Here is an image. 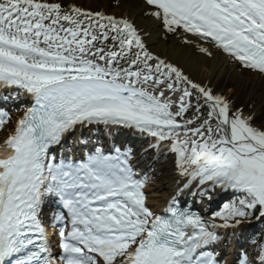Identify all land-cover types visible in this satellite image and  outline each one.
Wrapping results in <instances>:
<instances>
[{"label":"snow or ice","instance_id":"snow-or-ice-1","mask_svg":"<svg viewBox=\"0 0 264 264\" xmlns=\"http://www.w3.org/2000/svg\"><path fill=\"white\" fill-rule=\"evenodd\" d=\"M135 4L0 0V264H264V92L246 110L157 47L264 81V0Z\"/></svg>","mask_w":264,"mask_h":264},{"label":"bare ground","instance_id":"bare-ground-1","mask_svg":"<svg viewBox=\"0 0 264 264\" xmlns=\"http://www.w3.org/2000/svg\"><path fill=\"white\" fill-rule=\"evenodd\" d=\"M126 7H129L131 11L136 12L137 6H133L130 4H126ZM123 9L117 10L122 11ZM155 38V37H154ZM157 47L158 50L162 53H167L170 55L173 59L179 58L181 62L183 63L185 60H187V68L188 70L196 75L200 79H204L206 82L208 80L211 81L212 86L216 88V84L214 82L215 78L218 76V74H224L228 70V66L223 61V58L219 57V54H217V59L212 60L209 62H205L204 60L200 59L198 60L196 57H192L191 59H188V53L187 51H182V48L180 45L175 44L172 40L170 43L168 41H157ZM0 139H2V136H0ZM157 188H163L162 184H157ZM167 193V189H164L163 191H156L153 194V202L160 206L163 202V198Z\"/></svg>","mask_w":264,"mask_h":264},{"label":"rangeland","instance_id":"rangeland-1","mask_svg":"<svg viewBox=\"0 0 264 264\" xmlns=\"http://www.w3.org/2000/svg\"><path fill=\"white\" fill-rule=\"evenodd\" d=\"M103 3H107V0H102ZM126 4L136 6L135 0H126ZM171 38L168 42L170 43ZM228 70L224 74H218L214 82L216 84V89L227 90L234 89V95L237 105L247 106L249 104H255L259 108L262 102V92H264V81L256 78H252L246 74L238 73L228 66ZM162 167H166L164 161H160L157 164L156 169L159 171ZM159 183V182H158Z\"/></svg>","mask_w":264,"mask_h":264}]
</instances>
